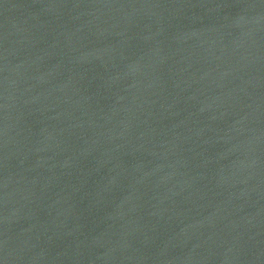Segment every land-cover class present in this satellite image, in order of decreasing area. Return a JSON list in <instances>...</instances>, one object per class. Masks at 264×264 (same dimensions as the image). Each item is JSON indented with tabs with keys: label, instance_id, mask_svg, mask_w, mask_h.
<instances>
[{
	"label": "water",
	"instance_id": "1",
	"mask_svg": "<svg viewBox=\"0 0 264 264\" xmlns=\"http://www.w3.org/2000/svg\"><path fill=\"white\" fill-rule=\"evenodd\" d=\"M0 264H264V0H0Z\"/></svg>",
	"mask_w": 264,
	"mask_h": 264
}]
</instances>
